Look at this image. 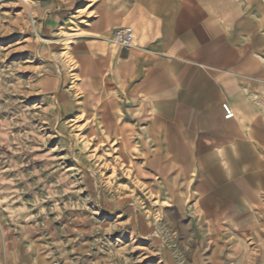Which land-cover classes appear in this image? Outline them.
I'll return each mask as SVG.
<instances>
[{
	"label": "crops",
	"instance_id": "obj_1",
	"mask_svg": "<svg viewBox=\"0 0 264 264\" xmlns=\"http://www.w3.org/2000/svg\"><path fill=\"white\" fill-rule=\"evenodd\" d=\"M36 14L48 36L75 23V77L52 69L43 84L56 88L59 115L99 111V130L124 153L143 126L138 147L176 182L169 202L191 201L208 227L226 229L228 264H264V0H39ZM123 28L129 48L113 41ZM174 144L191 149L189 172L164 150ZM0 239L6 264H24Z\"/></svg>",
	"mask_w": 264,
	"mask_h": 264
},
{
	"label": "rangeland",
	"instance_id": "obj_2",
	"mask_svg": "<svg viewBox=\"0 0 264 264\" xmlns=\"http://www.w3.org/2000/svg\"><path fill=\"white\" fill-rule=\"evenodd\" d=\"M38 5L0 0V231L11 256L24 255V264H228L226 229L208 227L191 201L169 202L176 182L138 147L143 126L124 153L125 143L99 130V111L59 115L56 88L43 84L55 82L52 69L75 77V23L48 36ZM164 150L190 171L191 149Z\"/></svg>",
	"mask_w": 264,
	"mask_h": 264
},
{
	"label": "built area",
	"instance_id": "obj_3",
	"mask_svg": "<svg viewBox=\"0 0 264 264\" xmlns=\"http://www.w3.org/2000/svg\"><path fill=\"white\" fill-rule=\"evenodd\" d=\"M113 41L118 45L129 48L133 41V31L130 28H123L117 30L113 35ZM222 109L227 120H231L235 117V113L228 104H223Z\"/></svg>",
	"mask_w": 264,
	"mask_h": 264
},
{
	"label": "bare ground",
	"instance_id": "obj_4",
	"mask_svg": "<svg viewBox=\"0 0 264 264\" xmlns=\"http://www.w3.org/2000/svg\"><path fill=\"white\" fill-rule=\"evenodd\" d=\"M226 119V118H225Z\"/></svg>",
	"mask_w": 264,
	"mask_h": 264
}]
</instances>
